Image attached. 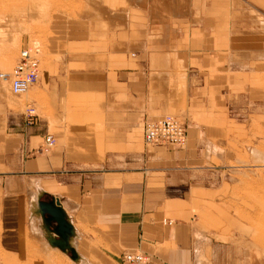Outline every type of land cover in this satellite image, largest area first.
<instances>
[{
    "label": "crops",
    "instance_id": "obj_1",
    "mask_svg": "<svg viewBox=\"0 0 264 264\" xmlns=\"http://www.w3.org/2000/svg\"><path fill=\"white\" fill-rule=\"evenodd\" d=\"M238 1L264 3L182 0L164 21L119 2L100 32L54 42L34 124L0 110L3 264H123L125 252L152 264H254L252 205H239L232 164L254 128L264 134V22L238 28ZM164 116L186 125L183 146L144 144L145 123ZM46 135L55 147L44 155ZM53 199L75 260L48 242L38 205Z\"/></svg>",
    "mask_w": 264,
    "mask_h": 264
},
{
    "label": "rangeland",
    "instance_id": "obj_2",
    "mask_svg": "<svg viewBox=\"0 0 264 264\" xmlns=\"http://www.w3.org/2000/svg\"><path fill=\"white\" fill-rule=\"evenodd\" d=\"M108 1L111 2L109 5ZM119 2L122 3L120 7H125L132 16L141 12L164 21L178 17L183 4L182 0H0V74L12 70L20 49L27 45L39 49L42 70L55 41L64 43L79 33L87 32L91 37L94 32H100L108 11L119 7ZM107 6L115 9L110 7L107 10ZM254 8L264 11V3L238 1V13L234 18L238 28H251L264 22L253 12ZM29 104H33L35 111L41 104L35 86L24 96H14L9 84L0 79V110L24 118ZM254 130L252 138L239 150L237 164L232 166L236 182L234 192L239 205H252L253 211L248 217L254 227L253 263L264 264V144L257 142V139L264 140V134L256 128ZM0 264H3L1 260ZM51 264L72 263L54 258ZM97 264L111 263L100 260Z\"/></svg>",
    "mask_w": 264,
    "mask_h": 264
},
{
    "label": "built area",
    "instance_id": "obj_3",
    "mask_svg": "<svg viewBox=\"0 0 264 264\" xmlns=\"http://www.w3.org/2000/svg\"><path fill=\"white\" fill-rule=\"evenodd\" d=\"M39 58V49L27 45L20 49L12 70L9 73L0 74V79L9 84L12 95H24L38 82L41 70ZM36 117L33 104H29L24 113L26 124H34ZM143 140L148 147L179 148L186 141V125L174 116H164L148 121L144 126ZM54 147L53 137L46 135L38 148V153L47 155L53 151ZM120 259L123 264H152L151 259L140 252H125Z\"/></svg>",
    "mask_w": 264,
    "mask_h": 264
},
{
    "label": "water",
    "instance_id": "obj_4",
    "mask_svg": "<svg viewBox=\"0 0 264 264\" xmlns=\"http://www.w3.org/2000/svg\"><path fill=\"white\" fill-rule=\"evenodd\" d=\"M38 206L40 214L43 217L47 216V218L44 219L47 230L53 232L56 236V238H50L48 240L49 244L63 252L70 251L71 259L75 260L76 255L68 245V239L72 236L73 228L66 220L65 213L58 201L53 199L50 202H40ZM52 223L55 224V228L50 230L49 228Z\"/></svg>",
    "mask_w": 264,
    "mask_h": 264
},
{
    "label": "bare ground",
    "instance_id": "obj_5",
    "mask_svg": "<svg viewBox=\"0 0 264 264\" xmlns=\"http://www.w3.org/2000/svg\"><path fill=\"white\" fill-rule=\"evenodd\" d=\"M29 90H30V89H29ZM29 90H28V91H29ZM28 91H27V93H28ZM27 93H26V94H27ZM26 94H24V95H26ZM24 95H21V96H24ZM39 215H40V214H39ZM48 232H49V231H48Z\"/></svg>",
    "mask_w": 264,
    "mask_h": 264
}]
</instances>
